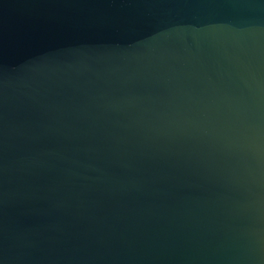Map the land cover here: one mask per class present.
Here are the masks:
<instances>
[{"label": "water", "instance_id": "water-1", "mask_svg": "<svg viewBox=\"0 0 264 264\" xmlns=\"http://www.w3.org/2000/svg\"><path fill=\"white\" fill-rule=\"evenodd\" d=\"M0 264H264V0H0Z\"/></svg>", "mask_w": 264, "mask_h": 264}]
</instances>
